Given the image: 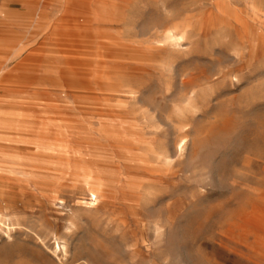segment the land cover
Returning a JSON list of instances; mask_svg holds the SVG:
<instances>
[{"label": "rangeland", "instance_id": "1", "mask_svg": "<svg viewBox=\"0 0 264 264\" xmlns=\"http://www.w3.org/2000/svg\"><path fill=\"white\" fill-rule=\"evenodd\" d=\"M115 1L0 0V264H264V0Z\"/></svg>", "mask_w": 264, "mask_h": 264}, {"label": "bare ground", "instance_id": "2", "mask_svg": "<svg viewBox=\"0 0 264 264\" xmlns=\"http://www.w3.org/2000/svg\"><path fill=\"white\" fill-rule=\"evenodd\" d=\"M68 2H70V1H68ZM115 3H117V2L115 1ZM97 9L98 8H96V10ZM225 11H226V12H224L225 16L230 17V14H229V12L227 11L226 8H225ZM105 12L106 11H104V13ZM83 15H84V13H83ZM69 23H71V22H69ZM75 26H78V25H75ZM251 39L253 41L254 51H256L257 53H260L262 50H264V46L260 43L259 38H257V39L251 38ZM95 53H96L95 56L99 55L98 60H94V59L90 58V60L87 61V58H83L81 56H77V58H79L78 59L79 60L78 63H82V65L84 63L85 64L88 63V64H92L93 65V66H89V67L85 68L86 70H90V69L97 70V71L98 70H102L103 69L102 65L105 63V59H103L101 57L102 55H100L101 54L100 52H95ZM48 61L49 62H47V63L51 64V66H53V67H57V68L64 67V63L63 62H61L59 60H56V59H53V57H50V59H48ZM54 63H58V64H60L62 66H59V65L54 66ZM5 107L7 108V114L12 119H13V117H17V119L19 118V122H20V125H21L20 127H15L13 125H9L8 126L9 129L7 130L6 135H5L7 143L9 142V144H16V143L17 144H29V145H33V146H35V147H37L39 149L55 148L56 150H59V151H64L66 149L65 147H66L67 138L62 134V132H60V131L52 132V131L46 130L44 125L42 124V122H38V124L36 126V129H33L31 127V123H32V125H34V124H33V121H31V120L25 121V123H24L25 125H23L22 124V112H20L19 115H18L17 110H14V108H8L6 105H5ZM12 119H10L9 122L14 123V120H12ZM47 120H48L47 121L48 123L53 124V125L55 124L54 121H52L50 119H47ZM62 121H65V119H59L58 120L59 123L62 122ZM124 124H125V121H121V126H123ZM0 152H1L0 169L1 168H8V165L6 164V162L4 160L2 161V159L11 156V154L14 151H5L4 149H0ZM45 155H48V154H45ZM31 164L34 165V167H36L40 172L46 173L47 175H50L47 171H45L41 167H39V165H35L33 163H31ZM59 181L65 182L62 179L59 180ZM88 192H89V194H90V196H91L93 201L97 200L98 196H101L102 194H106L107 193L106 189H105V187L103 185L88 186Z\"/></svg>", "mask_w": 264, "mask_h": 264}, {"label": "crops", "instance_id": "3", "mask_svg": "<svg viewBox=\"0 0 264 264\" xmlns=\"http://www.w3.org/2000/svg\"><path fill=\"white\" fill-rule=\"evenodd\" d=\"M27 84L28 85H26L25 87H22L23 89H24V91H19L18 92V95L20 96L22 93H23V96L26 94V93H28V91H29V89H35V87H32L33 85H35V84H40L41 85V87H42V85H44V84H46V82L45 83H39V82H37V81H28L27 82ZM47 84H49V83H47ZM36 86V85H35ZM38 87V86H37ZM36 87V88H37ZM40 87V88H41ZM65 87H67V86H65ZM76 87V86H75ZM26 89V90H25ZM28 90V91H27ZM75 90V91H74ZM45 91V89L44 90H42V93ZM85 90L82 88V86H77V88L76 89H73L72 87L70 88V89H68L66 92L70 95V97H75L76 99L75 100H79V101H75V100H73V101H75L76 102V106H78L80 109H83L84 110V108H86V106H83L82 105V103H81V98L84 96V94H86L87 92L85 91ZM30 92V91H29ZM46 92V91H45ZM81 92V93H80ZM4 93H5V95H3L4 96V98L6 97V96H9V92H6V91H4ZM46 96V95H45ZM81 106H83V107H81ZM22 146H24V147H26L27 149H29V153H30V155H29V157L28 158H35V156L37 155V154H39V153H44V154H52V153H55L54 151H53V148H51V149H39V148H37V147H35V146H33V145H29V144H21ZM30 163H32V162H34V161H30V160H28ZM33 164H35V165H38L36 162H34Z\"/></svg>", "mask_w": 264, "mask_h": 264}]
</instances>
